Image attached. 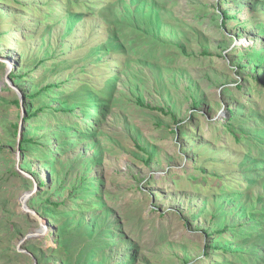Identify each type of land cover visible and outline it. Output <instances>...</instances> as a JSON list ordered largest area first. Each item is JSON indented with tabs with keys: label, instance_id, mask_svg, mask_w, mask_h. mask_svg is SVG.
<instances>
[{
	"label": "rangeland",
	"instance_id": "374dc122",
	"mask_svg": "<svg viewBox=\"0 0 264 264\" xmlns=\"http://www.w3.org/2000/svg\"><path fill=\"white\" fill-rule=\"evenodd\" d=\"M0 264H264V0H0Z\"/></svg>",
	"mask_w": 264,
	"mask_h": 264
},
{
	"label": "trees",
	"instance_id": "16d2710c",
	"mask_svg": "<svg viewBox=\"0 0 264 264\" xmlns=\"http://www.w3.org/2000/svg\"><path fill=\"white\" fill-rule=\"evenodd\" d=\"M229 19V17L227 16V14H225L224 15V22L226 21V20H228ZM55 88V87H54ZM53 87H50V88H47V92H50L52 89H54ZM59 89H61V88H59ZM16 104L18 105V106H20V102H16ZM148 109H152V108H148ZM152 110H155V111H160V112H163L162 110H156V109H152ZM31 118H32V116H31ZM30 118V119H31ZM232 118H234V115L232 116ZM233 126V124H232V121H230V123L227 125V127L226 128H228V129H230L232 132V136H236L237 135V131H233V129H232V126ZM15 134H16V136H18V134H19V126L17 125L16 126V128H15ZM240 135H242L243 137H245V133H241ZM238 139V138H237ZM239 143L241 142V140L240 139H238L237 140ZM21 154H24V153H26L27 151H28V147L26 146V145H28V144H30V143H33V141H29V140H27L26 138H24V136H22V139H21Z\"/></svg>",
	"mask_w": 264,
	"mask_h": 264
},
{
	"label": "water",
	"instance_id": "95a60500",
	"mask_svg": "<svg viewBox=\"0 0 264 264\" xmlns=\"http://www.w3.org/2000/svg\"><path fill=\"white\" fill-rule=\"evenodd\" d=\"M23 107H24V105H23V103H22V109H23ZM21 126H19V134H18V157H19V155H20V153H21V143H20V140H21ZM34 194V192H31V193H28L26 196H24L23 198H22V200H21V203H22V205H23V208H24V210H26L25 209V203H26V201L32 196ZM30 238H32V236H27L26 238H25V240H27V239H30Z\"/></svg>",
	"mask_w": 264,
	"mask_h": 264
}]
</instances>
